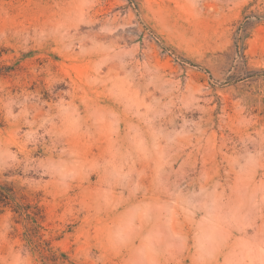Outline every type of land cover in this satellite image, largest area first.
Listing matches in <instances>:
<instances>
[{
    "label": "rangeland",
    "instance_id": "obj_1",
    "mask_svg": "<svg viewBox=\"0 0 264 264\" xmlns=\"http://www.w3.org/2000/svg\"><path fill=\"white\" fill-rule=\"evenodd\" d=\"M0 264H264V0H0Z\"/></svg>",
    "mask_w": 264,
    "mask_h": 264
}]
</instances>
